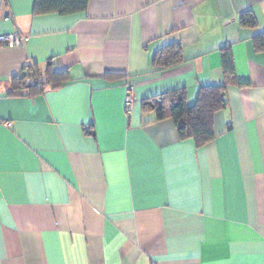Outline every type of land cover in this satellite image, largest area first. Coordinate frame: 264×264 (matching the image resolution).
Wrapping results in <instances>:
<instances>
[{"label":"crops","instance_id":"0c3cea01","mask_svg":"<svg viewBox=\"0 0 264 264\" xmlns=\"http://www.w3.org/2000/svg\"><path fill=\"white\" fill-rule=\"evenodd\" d=\"M0 0V264H264V0H88L35 14ZM251 10L254 27L240 17ZM7 17V18H6ZM179 43L184 60L156 70ZM236 77L196 145L144 106ZM66 71L57 87L13 94L26 63ZM131 98L129 108L125 99Z\"/></svg>","mask_w":264,"mask_h":264},{"label":"trees","instance_id":"16d2710c","mask_svg":"<svg viewBox=\"0 0 264 264\" xmlns=\"http://www.w3.org/2000/svg\"><path fill=\"white\" fill-rule=\"evenodd\" d=\"M88 0H34L33 12L42 14L57 12L59 14L74 13L86 8ZM242 27H254L257 20L251 10L241 14ZM256 50H264V31L251 37ZM222 81L219 83L203 84L198 90L196 100L188 104L184 90H173L150 97L144 101V106L154 109L158 119L171 117L177 127L180 138L191 137L196 145L211 140L215 136V115L227 105L226 90L228 85H247L248 81H240L236 77L235 64L229 45L220 47ZM184 60L179 43L163 45L154 56L156 70L174 66ZM66 71H54L51 61L46 62L45 69L40 68L37 62L26 63L20 76L13 78V94H21V89L33 94L44 89L45 86L57 87L63 83Z\"/></svg>","mask_w":264,"mask_h":264},{"label":"built area","instance_id":"2783aa9c","mask_svg":"<svg viewBox=\"0 0 264 264\" xmlns=\"http://www.w3.org/2000/svg\"><path fill=\"white\" fill-rule=\"evenodd\" d=\"M0 41L11 45H22L26 41V37L15 31L1 36ZM130 104L131 98L129 95H127L125 99L126 108H129Z\"/></svg>","mask_w":264,"mask_h":264}]
</instances>
